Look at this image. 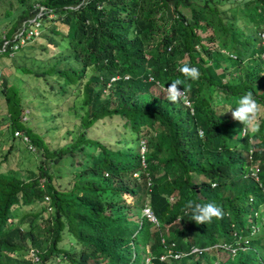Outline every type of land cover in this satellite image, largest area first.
Segmentation results:
<instances>
[{"label":"trees","instance_id":"16d2710c","mask_svg":"<svg viewBox=\"0 0 264 264\" xmlns=\"http://www.w3.org/2000/svg\"><path fill=\"white\" fill-rule=\"evenodd\" d=\"M39 12L38 36L58 37L78 63L41 73L53 76V100L66 103L51 120L71 113L79 124L68 144L50 148L22 120L21 89L0 72V126L9 133L0 149V264H144L149 256L209 264L216 244L236 248L217 264H253L257 255L262 264L264 0H0V55H11L15 34ZM185 64L199 79L178 70ZM176 79L192 109L166 99ZM249 91L260 111L248 131L229 110ZM98 125L131 132L136 146L118 133L112 145L94 138ZM15 132L42 154L26 177L17 154L33 152ZM63 159L70 172L58 182L52 167ZM189 200L216 204L223 219L197 225ZM145 206L157 224L142 215ZM194 246L209 250L159 259Z\"/></svg>","mask_w":264,"mask_h":264},{"label":"rangeland","instance_id":"374dc122","mask_svg":"<svg viewBox=\"0 0 264 264\" xmlns=\"http://www.w3.org/2000/svg\"><path fill=\"white\" fill-rule=\"evenodd\" d=\"M210 17L213 22L216 23L215 16L210 14ZM6 18L7 17H4V19ZM1 21L2 18L0 17V23ZM214 30L218 31L219 29L217 26H214ZM41 34L42 35L23 45L20 50L12 55H0V72L1 75L3 74L5 76L7 82L15 83L21 89V95L25 107L24 113H26L22 120L25 121L34 132L43 136L45 142L49 144L50 148L55 149L68 144L72 140V135L74 134V130H76L79 121L77 120L76 124H74L75 121L73 120L74 118L71 113H69V117H58L56 115L54 120H51L54 113L64 110L66 103L61 99L57 101L53 100L58 96L55 92L51 91L46 81V79L52 81L53 76L46 75L44 77L41 76V73L48 70L54 63H58L59 66H62L66 60H69L70 62L73 61L72 63L74 64L78 63L74 62V59L70 54L71 50L65 47L62 40L56 37V44H54L51 42L52 38H49L50 33L48 31L45 30ZM208 34L209 31L204 35ZM25 69H29L30 72H26ZM155 91L158 92L161 91V89H152L153 95H155ZM4 107L3 98L0 97V120H3L2 115L5 112ZM218 108H221V106H218ZM223 109L228 112L224 105ZM116 127L117 126L107 127L105 125H98L95 127L92 136L98 139L108 137L110 139L108 140V143L111 145L114 143V140L119 137L123 139L124 142L129 141L132 146H136V138L131 132H126L123 129L116 130ZM252 128L253 125L247 127L248 131ZM6 129V124L0 126V149L7 147V145L4 144L5 134L9 135V133H6ZM117 133L118 136L116 137L115 135ZM16 137L20 138L19 136ZM21 147L24 148L26 146L21 143ZM41 155L42 154L37 149H35L33 153L26 154V157L21 152L17 154L18 160L17 163H15V166L17 167L20 165L19 170H22L20 173L22 177H26L27 172H25V170L27 169L37 172V166ZM73 167L74 169H80L78 163H74ZM52 169L54 170V175L58 182L65 181L70 172L68 159H63L60 164L54 165ZM160 184L162 187L164 182L162 181ZM126 199L129 201L130 198L127 197ZM124 209L126 210V208ZM259 253H261V251H259ZM206 257L209 264H217L219 261L227 259L228 254L224 248H214L213 250L207 251ZM258 260L257 255L253 264H256ZM191 262L195 263L193 259Z\"/></svg>","mask_w":264,"mask_h":264},{"label":"clouds","instance_id":"9594fccd","mask_svg":"<svg viewBox=\"0 0 264 264\" xmlns=\"http://www.w3.org/2000/svg\"><path fill=\"white\" fill-rule=\"evenodd\" d=\"M178 70L186 78L191 80H197L200 77L199 69L187 64L181 66ZM182 84L183 81L176 79L171 81V84L167 88L163 89V93L168 101L172 103H178L181 101H184L185 103L187 102L186 91L184 89L181 91L180 88H178V86ZM229 111H231L232 118L242 123L245 126V129L253 125L260 108L254 98L253 92L249 91L239 98L237 101V107L234 110L230 109ZM215 186V184L212 185V187ZM185 210L191 212L192 220L195 221L197 225L209 224L214 218L221 220L224 215L223 209L214 203L200 204L191 200L185 205Z\"/></svg>","mask_w":264,"mask_h":264},{"label":"built area","instance_id":"2783aa9c","mask_svg":"<svg viewBox=\"0 0 264 264\" xmlns=\"http://www.w3.org/2000/svg\"><path fill=\"white\" fill-rule=\"evenodd\" d=\"M41 15V12H39L29 23L27 26H24L19 32H17L13 38V45H12V49L13 52L11 53V55L16 52L18 49H20L21 47H23V45H25L26 43L30 42L32 39H34L35 37H37L40 33V26L42 24L41 19L39 18V16ZM49 17H52V14H49ZM3 38H5V33H3ZM8 41L5 40L3 42L2 45V50L6 49ZM150 79H152L150 77ZM181 91H183V89H180ZM187 97V94H186ZM183 103L190 107L192 109V104L189 101L188 97H187V102L185 103L183 101ZM201 133V132H200ZM16 136H19L20 140L23 142V144L32 152L35 151V148L32 146V144L30 143V140L28 138L27 135H25L24 133H19V132H15ZM143 141L141 143V153H143L144 150V145H143ZM256 171H254L252 174L255 175ZM142 215H144L147 219L155 222L156 224L158 223L156 218L153 215V212L151 211V209L148 206H145L142 209ZM261 221L264 223V207H263V213L261 214ZM237 233V232H236ZM240 238V237H239ZM214 248L220 249V248H224L225 250L230 251V253L232 255L235 254L236 252V248L232 247V245L230 244H216L213 246ZM237 247V246H236ZM209 248H199L197 246L191 247L189 251L187 252H173L171 249L167 250L166 253H164L163 255H161L159 257L160 260H168V259H181L183 257H187L189 255H200L204 250H207ZM33 257H35V260H38L37 256H34V252H32ZM144 264H153L152 262V257H146L144 260ZM262 264H264V260L262 261Z\"/></svg>","mask_w":264,"mask_h":264}]
</instances>
